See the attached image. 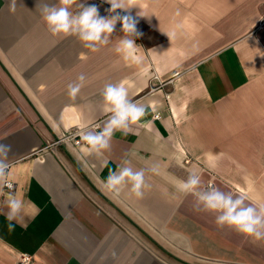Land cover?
<instances>
[{
    "label": "crops",
    "instance_id": "obj_1",
    "mask_svg": "<svg viewBox=\"0 0 264 264\" xmlns=\"http://www.w3.org/2000/svg\"><path fill=\"white\" fill-rule=\"evenodd\" d=\"M8 2L0 0V143L11 145L14 187L0 190V264L20 252L31 264H264V239L218 227V213L178 190L195 173L198 190L264 206V0H133L142 35L130 54L116 50L119 22L93 52L49 32L41 8L59 0H17L15 12ZM79 4L101 16L110 8L77 0L73 14ZM80 74L86 83L72 99L67 86ZM108 83L122 84L144 117L114 132L103 155L57 141L71 127L102 129ZM126 160L145 173L142 197L105 186ZM10 196L21 201L13 231Z\"/></svg>",
    "mask_w": 264,
    "mask_h": 264
},
{
    "label": "clouds",
    "instance_id": "obj_2",
    "mask_svg": "<svg viewBox=\"0 0 264 264\" xmlns=\"http://www.w3.org/2000/svg\"><path fill=\"white\" fill-rule=\"evenodd\" d=\"M110 5L106 11L107 16H101L98 7L94 4H79V11L73 14L70 11L77 0H59V5L44 4L41 8L42 18L45 21L49 32L53 36H75L83 42L85 48L93 52L98 51L99 45H107L109 37L115 31L116 25L121 24V31L125 36L120 39L117 47L118 52L130 54L135 51V38L142 35L137 29V19L130 13L133 0H104ZM17 0H9L10 12H15ZM122 10L124 14L117 10ZM138 16H141L139 13ZM75 83L67 86L68 96L75 99L77 94L85 86L86 77L80 74ZM104 111L110 113L107 122L101 130H89L82 135L86 147L82 149L86 155H103L104 150L110 148L111 138L116 131H123L127 134L130 124H135L145 115V109L128 98L127 89L122 84L108 83L102 91ZM11 145L0 143V190L3 188L12 189L13 185L8 181V170L10 167L9 153ZM125 166H118V169L109 170L105 181L108 190L120 192L124 187L130 185V192L136 197H142V188L147 187L145 173L143 170L135 171L129 161H124ZM155 171V169H153ZM200 179L192 173L188 179L178 184L181 193L192 194L196 197L197 207L202 206L204 211L218 213L216 224L218 227L228 226L236 232L254 241L264 239V206L259 208L251 204H245L243 197L234 198L231 193H225L217 188L209 190H198ZM9 209L7 213L8 230L13 231L15 224L11 221L17 218L21 208V201L10 196L7 201Z\"/></svg>",
    "mask_w": 264,
    "mask_h": 264
},
{
    "label": "built area",
    "instance_id": "obj_3",
    "mask_svg": "<svg viewBox=\"0 0 264 264\" xmlns=\"http://www.w3.org/2000/svg\"><path fill=\"white\" fill-rule=\"evenodd\" d=\"M153 116L155 118H157V117H159V113H155ZM83 134H84L83 128L71 127V128H68L67 130H65L64 132H62L61 135L59 136V138L57 139V141L71 140L75 144H80V143L85 144V142L82 139ZM8 181L11 182V184L14 187L13 182L10 180H8ZM31 262H32V255L31 254L26 253V252H20L18 254V257L16 259L15 264H31Z\"/></svg>",
    "mask_w": 264,
    "mask_h": 264
}]
</instances>
